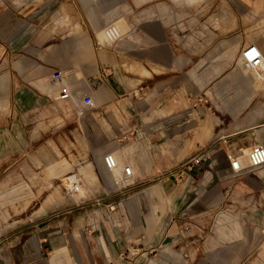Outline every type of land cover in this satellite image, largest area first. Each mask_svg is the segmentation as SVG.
I'll list each match as a JSON object with an SVG mask.
<instances>
[{"label": "crops", "instance_id": "crops-1", "mask_svg": "<svg viewBox=\"0 0 264 264\" xmlns=\"http://www.w3.org/2000/svg\"><path fill=\"white\" fill-rule=\"evenodd\" d=\"M178 2L0 0V264H264V237L245 234L248 226L264 232V215L246 225L219 219L222 236L200 234L207 224L196 220L228 196H264V164L235 171L228 158L238 142L264 145V124L239 140L227 133L202 143L182 92V84L204 85L235 65L248 80L242 50L256 43L264 52V36L247 32L245 16L256 14L261 34L264 0H208L194 10ZM61 98L70 105L54 106ZM213 121L210 131L220 125ZM85 131L113 154V180L125 184L126 155L155 180L88 229L84 198L54 190L47 175L63 174L65 147ZM197 154L202 162L176 179ZM20 210L24 220L13 219Z\"/></svg>", "mask_w": 264, "mask_h": 264}, {"label": "rangeland", "instance_id": "rangeland-1", "mask_svg": "<svg viewBox=\"0 0 264 264\" xmlns=\"http://www.w3.org/2000/svg\"><path fill=\"white\" fill-rule=\"evenodd\" d=\"M179 3L180 6L193 10L195 7L199 9L200 5L204 7L206 3L210 5L208 0H199L191 4L180 0L177 5ZM255 16L254 12L246 13L245 25L247 32L254 31L257 33L255 34L257 37L264 36V28L260 34L261 31L258 29L259 24L256 23ZM233 20L235 23L236 20ZM232 27V20L230 19L229 31H231ZM253 40H256V37ZM235 66L222 69L220 74L214 73L213 81L207 82L204 85L201 82L197 83L198 87L193 84H182V92L186 97V103L190 107L189 110H194L197 113L196 118L198 123L200 122L198 124L200 132L196 128L192 130V133H194V138L202 143H206L210 139L214 140L218 136L227 133H235L234 140H239L240 138L249 136L252 127L264 124V79L259 80V72L249 68L245 62L242 65L243 71L250 76L247 81H244V78L236 72ZM132 69L140 71L141 68L132 66ZM203 69L198 68V77H202L201 79H204ZM200 73H202L201 76L199 75ZM141 76L144 77L145 74ZM146 76L148 75L146 74ZM2 105L1 100L0 106ZM53 105L66 107L70 105V102L61 98L55 100ZM211 114L213 117H211ZM209 116L220 124L217 125V128L214 125L211 131L208 129V125H211L213 120L209 119V122L206 123ZM205 123L207 126H204ZM40 129L43 131L47 130L46 127H40ZM196 133L202 138H198ZM76 134L75 132L72 140H69L68 146L64 149L68 159H64L63 165L58 164L57 171L60 170L63 174L59 175V172L54 170L51 175H47L50 178L49 184L54 186V190L56 191H59L63 186L75 191V186H78V191H75L77 193L75 194V198L79 200L82 197L85 200L86 206L83 209L84 220L86 224L85 228L88 229L89 226L102 219L112 218L117 213L118 205L124 208L125 202L130 200L137 191L143 187L152 185L155 180L151 177L153 173H150V168L147 170L143 168V171L138 169L135 171L134 166L128 161L132 159L126 155L121 179L125 184H119L117 179L113 180L111 178L109 170L104 163V155L110 152V150L95 146L87 131H85L83 137L82 135L77 137ZM257 143H260L257 139L251 144L243 146L239 142L236 143L235 149L237 153L243 156L241 162L244 167L250 165L248 153L251 147ZM169 148L167 147V149ZM180 160H183V158L178 161ZM32 165L35 167L38 164L34 163ZM40 165L42 166L43 164ZM160 170L162 168L156 166L154 168L155 174H158ZM64 171L68 174L64 175L66 174ZM20 175L23 179L29 180L27 173ZM258 208H264V196L262 195L253 198V200L245 197V199L240 201H237L234 196H228L219 207L196 218L202 224H207V226H202L201 228L197 227V230L200 234L206 236H222L219 230V219H237L242 225H246L249 219L261 218L264 215V211H258ZM222 210L227 211L223 212L222 216H220V211ZM27 214L28 211L26 210L13 211V219L17 220L18 218L22 220ZM233 229H240V227L234 226ZM194 230L192 231L193 233H195ZM245 230V234L252 236L254 241H260L264 237V232L258 231L254 227L248 226L245 227ZM189 233L185 232L184 234L187 235Z\"/></svg>", "mask_w": 264, "mask_h": 264}, {"label": "built area", "instance_id": "built-area-1", "mask_svg": "<svg viewBox=\"0 0 264 264\" xmlns=\"http://www.w3.org/2000/svg\"><path fill=\"white\" fill-rule=\"evenodd\" d=\"M107 34L110 40H115L120 36L118 29L114 25H110L107 28ZM242 56L247 64L254 70L259 72L260 77L264 78V55L256 43H250L242 50ZM84 102L87 106L93 105V98L90 95L85 96ZM228 158L231 162L232 168L235 171L243 169V164L240 160V154L236 152H229ZM202 155L197 154L185 161L181 169L178 171L176 179H183L187 170L192 171L194 167L202 162ZM249 159L251 166H259L264 164V145L261 143L254 144L249 152ZM104 163L107 168L113 169L117 166L115 158L112 153H106L104 155ZM75 191H78V186H75Z\"/></svg>", "mask_w": 264, "mask_h": 264}, {"label": "bare ground", "instance_id": "bare-ground-1", "mask_svg": "<svg viewBox=\"0 0 264 264\" xmlns=\"http://www.w3.org/2000/svg\"><path fill=\"white\" fill-rule=\"evenodd\" d=\"M259 47V46H258ZM259 49L262 51V49L259 47ZM263 55H264V52L262 51ZM246 62V61H245ZM247 63V62H246ZM248 65V64H247ZM249 66V65H248ZM250 67V66H249ZM251 68V67H250ZM252 70H254L253 68H251ZM258 79L259 80H263L264 78L260 77V75L258 76ZM250 152V151H249ZM243 156L240 154V160ZM248 160H249V163H250V159H249V153H248Z\"/></svg>", "mask_w": 264, "mask_h": 264}]
</instances>
